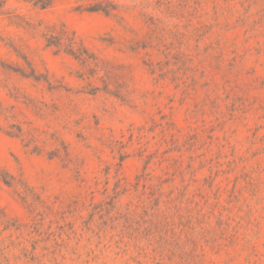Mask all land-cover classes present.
I'll return each mask as SVG.
<instances>
[{
    "label": "rangeland",
    "instance_id": "374dc122",
    "mask_svg": "<svg viewBox=\"0 0 264 264\" xmlns=\"http://www.w3.org/2000/svg\"><path fill=\"white\" fill-rule=\"evenodd\" d=\"M0 264H264V0H0Z\"/></svg>",
    "mask_w": 264,
    "mask_h": 264
},
{
    "label": "trees",
    "instance_id": "16d2710c",
    "mask_svg": "<svg viewBox=\"0 0 264 264\" xmlns=\"http://www.w3.org/2000/svg\"><path fill=\"white\" fill-rule=\"evenodd\" d=\"M31 1L34 5L39 6L40 8H45V7L49 6L52 2V0H31ZM86 10H88V11H100V10H102L103 12L108 13V10L100 7L98 5V3H93V5H90L89 7H87ZM49 44H53V43H51L49 41ZM68 52H70V51H68Z\"/></svg>",
    "mask_w": 264,
    "mask_h": 264
}]
</instances>
